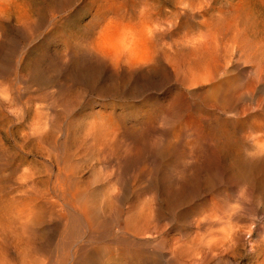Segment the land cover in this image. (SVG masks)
<instances>
[{
  "label": "rangeland",
  "instance_id": "1",
  "mask_svg": "<svg viewBox=\"0 0 264 264\" xmlns=\"http://www.w3.org/2000/svg\"><path fill=\"white\" fill-rule=\"evenodd\" d=\"M110 1L0 0V179H3L0 181V196L14 186L18 176L31 168L30 172H35L39 167L37 176L43 169L45 175L51 173L53 181L54 173L45 167L49 162L48 147L39 150L34 139L26 138L34 132L36 123L45 122L47 116L48 119L55 117L51 122L56 132L62 129L64 135L70 130L80 137L86 133L87 126L100 123L103 116H112L116 121L123 116L140 120L142 116L153 118L156 114L158 123L167 122L159 124L161 129L178 135L177 164L182 177L222 178L226 180V209L244 208L242 201L251 197L255 208L264 210V183H261L264 180V0ZM145 17L147 20L150 17L153 24L149 20L147 23ZM161 43H165L164 48ZM151 48L157 52L153 53ZM93 52L104 56L101 58ZM105 56L113 63L109 64ZM141 57L151 60L144 63ZM152 60L156 61L153 63ZM193 72L198 75L191 76ZM203 72L207 74L203 75ZM198 77L202 81L206 79L203 83L207 84L204 85ZM191 78L194 81H190ZM197 82L202 83L201 86ZM145 119L135 125L148 127L152 124V120ZM92 127H88L87 133L97 132V128ZM167 143L164 144V177L170 176L173 166L172 148ZM30 147L34 151L31 152ZM80 150L82 153L83 149ZM92 151L91 156L80 160L83 169L84 164L89 163L90 167L93 163V173L114 182L110 176L116 170L115 160H108L104 169L97 162L96 152L93 151V155ZM192 155L198 159L193 160ZM86 173L85 170V177L91 174ZM130 176L135 180L136 173ZM240 179L251 182L252 187L245 189ZM236 184L237 189L228 188ZM185 185L183 189L188 187ZM240 185L245 190L239 188ZM113 187L127 202L132 200L133 191L128 193L130 190H123L117 184ZM109 188L102 187V195ZM136 189L134 197L141 194L139 187ZM258 197L259 201L256 200ZM64 213L77 218L66 207ZM257 218L259 228L256 234L264 236L261 235L264 233V217ZM118 225L116 229H122V224ZM101 229L102 224L99 231ZM97 241L104 246L107 239L100 236ZM247 241L245 247L249 250ZM252 261L243 253L239 263L250 264Z\"/></svg>",
  "mask_w": 264,
  "mask_h": 264
},
{
  "label": "bare ground",
  "instance_id": "2",
  "mask_svg": "<svg viewBox=\"0 0 264 264\" xmlns=\"http://www.w3.org/2000/svg\"><path fill=\"white\" fill-rule=\"evenodd\" d=\"M180 3L182 4V1ZM142 6L144 7V5ZM114 15H117V13ZM144 15L147 14L145 13ZM145 18L147 22L150 17H148V20L147 17ZM112 19L114 18L112 17ZM151 20L149 21L151 22ZM143 24L145 25V23ZM165 25L167 28V24ZM165 25L163 26L165 27ZM154 27H156L155 24ZM160 28L162 30L161 26ZM154 30L152 31L155 32ZM159 32L161 33L162 31ZM147 36H144L145 39H147ZM152 36H150L151 39ZM159 41L160 39L157 42ZM145 43L147 44V42ZM164 44L161 45L162 48H164ZM109 48L112 49L111 47ZM114 50L117 51L116 48ZM124 50L126 51V49ZM106 51L104 50V52ZM155 51L153 50V53ZM128 52L130 53L129 49ZM170 52L173 53V50ZM93 54H96V52H93ZM106 54L108 55L109 53ZM96 55L100 54L97 53ZM149 56L151 55L149 54ZM143 57L145 56L143 55ZM105 59L107 60L106 56ZM146 59L149 60L148 58ZM147 60H144V63ZM108 62L109 64L113 63L111 59ZM135 64L138 66L137 63ZM129 65L131 66V64ZM139 65L145 66L144 64ZM128 67L127 65L126 68ZM214 67H216V64ZM154 68L156 69V67ZM203 68L205 69V66ZM204 72L202 73L203 75L207 74ZM194 74L196 75L197 73L193 72L191 76ZM214 75L212 74V76ZM196 76L193 78L195 79ZM193 78L189 80L194 81ZM199 79L198 81H202V79ZM197 83L199 84V82ZM154 116L153 118L152 116H142L139 118L140 120L132 118L133 116L130 118L123 116V118L118 117L116 121L112 116H103L100 123L94 122L96 123L94 124L91 122L92 126L94 124V129L97 128L96 133H87L88 127H92L87 126L86 133L80 137L70 133V130L64 135L62 134V129L56 132L57 130L55 131L53 128L55 125L52 126L51 122L55 117L48 119L47 116L45 122L36 123V128H33L34 124L32 123L34 132L28 136L25 134L26 138L34 139L37 142L36 145H39L36 147L39 150L40 148L43 149L44 146L48 147L50 155L48 154L49 162H46V164L49 166L44 163L42 166L45 165L49 172L54 173L53 181H51V173L47 175L42 173L44 169L43 171L42 169L38 170L39 172L42 171L40 172V175H44L42 178L39 177L40 175L37 176L39 173H36L39 167L35 172H30L32 168L31 170L25 169L26 171H24L22 176H18L17 179V176L15 177L16 182L14 181L15 179L12 180L15 182L14 186L12 185L8 192L4 193L5 190L3 191V195L0 196V264H241L239 262L243 258V253L249 260H253L250 264H264V236L256 234L259 228L256 218L260 217L261 219L264 217V210H257L251 197H249L250 199L245 197L246 199L242 201L243 205H245L244 208L229 210L227 207V210L226 180L222 178L205 179L203 178L204 176L190 175L187 178L182 177L178 172L177 164L178 135L176 133L169 134V132L161 129L159 124L163 121V116L160 118L162 121L159 123V120H157L158 116ZM164 116L167 115L164 113ZM32 118L30 119L31 122ZM36 118L34 117V119ZM144 119L153 121L150 124L151 126L148 125L150 128L142 127V124V126L139 124L135 125L136 122ZM60 123L57 125L59 126ZM23 126L25 127V125ZM50 127H52V130ZM69 127L67 128L69 129ZM29 132L27 133L29 134ZM25 135L23 136L25 137ZM22 139L24 140V138ZM61 140L64 141L59 144ZM166 141L171 145L173 158L172 172L169 177H164L163 175L166 154L164 144L167 143ZM151 148H153V151H150ZM29 149L32 152L33 149L31 147ZM80 149H83L82 153H80L82 151ZM91 150L96 152L92 151L93 155L95 153L98 156L99 161H96L104 169L108 165V160H115L116 170L110 176L113 177L114 182L112 179H101L99 177L100 174L93 173V163L90 167L88 166L89 163L84 164L85 169H83V164L80 163V160L92 154L90 153ZM45 151L47 150L45 149ZM113 154L116 156L114 157ZM194 158L196 159L197 156L193 157V160ZM190 161H192V158ZM62 164L63 168L61 167ZM30 167L33 166L30 165ZM85 170L87 173H91L89 177H85ZM133 172L136 173L135 180H131L130 174ZM4 178L6 179V177ZM8 179L10 180V178ZM240 180V184L244 185L245 189H247V186H249V189L252 187L251 182ZM108 182L109 184L111 183V186L108 185ZM1 183L3 185V182ZM261 183H264V180ZM116 184L122 186L123 188L121 189L123 190H130L128 193L133 191L134 195L137 191L136 188L139 187L143 196L139 194L134 197L131 193L133 195L132 200L127 202L123 199V195L120 196L119 193H116L115 188L117 186L113 187ZM184 184L188 186L185 189L182 188ZM237 184L239 185V183ZM237 184L229 185L228 188L237 189ZM242 185L239 188L242 187L241 189H243L244 186ZM107 186L110 188L103 192L105 195H102V187L107 189ZM0 192L2 193V191ZM209 197H212V199H208V201L207 198ZM220 198H225V200H220ZM256 200L259 201V197ZM126 204L128 206H125ZM64 207L76 214L77 218L64 213ZM100 223L103 225V229L100 230L101 233L99 231ZM118 224H122V229H116L119 226ZM261 235H264V233ZM100 236L107 239V242H104V246H101L102 244L97 241ZM247 239V243L250 246L249 250H246L245 247Z\"/></svg>",
  "mask_w": 264,
  "mask_h": 264
}]
</instances>
